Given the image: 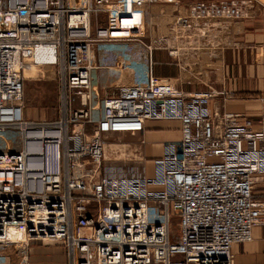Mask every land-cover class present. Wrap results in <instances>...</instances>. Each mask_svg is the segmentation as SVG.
Returning a JSON list of instances; mask_svg holds the SVG:
<instances>
[{
  "label": "built area",
  "instance_id": "2783aa9c",
  "mask_svg": "<svg viewBox=\"0 0 264 264\" xmlns=\"http://www.w3.org/2000/svg\"><path fill=\"white\" fill-rule=\"evenodd\" d=\"M150 1L0 0V264H27L8 251L10 230L26 254L32 244L60 246L67 264H233L231 247L264 225V121L253 130L243 115L210 116L205 104L224 93L186 92L164 76L100 100L93 90L94 49L151 50ZM248 5L192 3L173 24L191 31L241 20ZM37 51L51 59L34 61ZM58 65L80 107L27 121L26 71ZM147 121L180 123V140L164 145L153 176L97 177L105 133L140 132Z\"/></svg>",
  "mask_w": 264,
  "mask_h": 264
},
{
  "label": "crops",
  "instance_id": "0c3cea01",
  "mask_svg": "<svg viewBox=\"0 0 264 264\" xmlns=\"http://www.w3.org/2000/svg\"><path fill=\"white\" fill-rule=\"evenodd\" d=\"M248 3L247 14L241 20L211 22L206 29L183 31L171 23L176 16L185 15L189 5L181 4L177 0L171 3L151 0L144 7L147 23L144 41L148 42L147 38L153 34L154 42H160L158 45L161 46L149 53L144 49H141L144 51L142 52L137 49V45L130 44L128 46L136 50L127 51L128 60H123L113 48L94 49L93 62L97 69L93 90L102 99L120 87L145 83L149 75L169 77L186 92L212 89L224 93L207 101L204 107L207 114L243 115L244 120L240 123L249 122L253 130H259L264 121V100H261V97L264 98V1L254 0V3ZM141 56L145 62L141 60L143 64L137 65L136 62ZM44 68H47V71L38 70L39 74H42L39 78L41 80H45L44 74L52 77V69L57 67ZM60 78L62 99L64 96L68 111L72 93L65 88L64 80ZM39 79L26 77L27 81H40ZM53 81L52 78L50 82ZM32 96L37 98L34 102L37 107L43 97L40 93H34ZM46 101L48 103L52 99ZM62 106L57 118L53 120L46 119L49 112L44 109L28 111L23 106L24 118L35 123L56 121L63 117L65 107ZM142 130L145 131L144 138L147 142L145 153L150 158L147 172L142 176L149 177L154 174L152 163L162 156L164 145L180 140V123L147 121ZM127 133L123 132L125 135ZM262 191V188L258 187L255 198H263ZM31 246L37 248L33 250L39 254L47 255L50 250L34 244ZM31 246L27 248V264H31L28 256ZM8 251L16 260H23L19 251ZM52 252L50 251V254ZM231 254L233 264H264V225L252 230L250 242L233 245Z\"/></svg>",
  "mask_w": 264,
  "mask_h": 264
},
{
  "label": "rangeland",
  "instance_id": "374dc122",
  "mask_svg": "<svg viewBox=\"0 0 264 264\" xmlns=\"http://www.w3.org/2000/svg\"><path fill=\"white\" fill-rule=\"evenodd\" d=\"M164 1V0H163ZM181 2V4L190 5L192 3L196 2H213V1H223V0H177ZM251 1L254 3V0H246ZM264 1V0H260ZM249 7V5H248ZM174 23V22H173ZM171 23V25L173 24ZM102 24V22H101ZM206 29V28H205ZM148 42H145L147 47L150 46L151 50L148 52L150 53L153 51L156 47L161 46L158 45L160 42L155 41L154 42V36L151 34L149 36ZM156 39V38H155ZM157 40V39H156ZM135 45V44H133ZM132 46V45H131ZM136 46V45H135ZM137 49L141 50V46H137ZM136 50L134 47L127 46L124 50H115V53L119 56L123 57V60H128V52ZM170 54V51L168 52ZM139 61L136 62L137 65H139L144 61V58L141 56ZM142 60V62H141ZM143 64V63H142ZM49 67V66H47ZM57 68H53V74L52 77H48V74H44L46 76L45 80L39 79L42 75L39 74L38 70L42 69L44 71H47V68L41 67L39 69H35L31 71V67H29V71H26V77L29 78V76H32L35 79H39L40 81H25L24 83V95H23V106L26 107V109L29 110H39L44 109L46 112H49L48 118L49 120H53L57 118L59 109H62V105L66 108V103L64 100V96L62 99V88L60 85L59 79H61L60 75V65L56 66ZM44 68V69H43ZM37 72V73H36ZM24 73V74H25ZM54 79V81L51 83L50 80ZM37 83H41V85H38ZM143 84V83H142ZM29 92V94H28ZM34 93H40L42 95V102H38L37 107L34 106V102L37 101V98L32 96ZM41 100V97L39 98ZM51 100V102H48L46 100ZM100 100V98L98 97ZM64 100V102H63ZM71 105L68 103L69 109L70 108H79L80 107V101L77 97L71 98ZM129 133V132H128ZM123 134L122 133H105L104 135V156L101 162V169L97 174V177H102L105 175L108 176H123V177H130V176H138V175H144L147 172V168L149 165L148 162H150V158L146 156L145 153V147H146V141L144 138L145 131L141 132H133V134L130 132L129 134ZM12 148L14 150H19L21 148L20 141H15L12 143ZM170 232L172 235L178 234V217L177 216H171V222H170ZM35 246L43 249H50L48 254H39L35 253L33 249H37L35 247H30V250L28 252L29 260L31 261V264H67L66 255L64 253V250L60 246L55 245H42L40 243L34 244ZM43 251V250H42ZM50 251H53L52 254H50ZM56 251V252H55ZM42 259V260H40ZM53 261V262H52Z\"/></svg>",
  "mask_w": 264,
  "mask_h": 264
},
{
  "label": "bare ground",
  "instance_id": "6f19581e",
  "mask_svg": "<svg viewBox=\"0 0 264 264\" xmlns=\"http://www.w3.org/2000/svg\"><path fill=\"white\" fill-rule=\"evenodd\" d=\"M130 23H131L130 20L123 21V24H130ZM50 57H51V54H49V53L37 51L35 54L34 61L49 60V59H51ZM18 235H19V233H17L15 230H10L8 232V237L11 238L12 240H14L16 243V244L9 245L8 249H13L15 251H19L20 252L19 254L22 257L23 262H26V252L24 251L26 243L24 242V240L19 242V239L17 237H21V235L20 236H18Z\"/></svg>",
  "mask_w": 264,
  "mask_h": 264
}]
</instances>
